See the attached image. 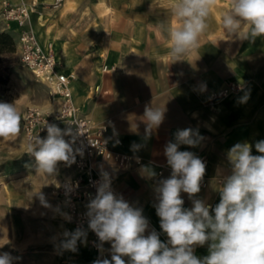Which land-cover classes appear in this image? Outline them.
Returning <instances> with one entry per match:
<instances>
[{
  "label": "crops",
  "instance_id": "0c3cea01",
  "mask_svg": "<svg viewBox=\"0 0 264 264\" xmlns=\"http://www.w3.org/2000/svg\"><path fill=\"white\" fill-rule=\"evenodd\" d=\"M26 1L37 4L34 29L39 41L44 46L53 43L60 71L75 76L72 91L76 105L95 124L111 119L107 133L111 147L142 159L141 164L125 171L111 162L100 161L99 166L111 167L116 189L131 206L142 210L149 221L148 231L154 229L161 241L167 242L156 214V188L171 175L164 149L168 142H175L178 130L191 128L202 137L195 147L180 145V151L209 159L206 186H200V192L191 199L181 192L183 207L191 209L193 199H199L211 212L220 202L223 178L231 174L228 151L237 143L247 142L252 146L251 154L260 155L255 144L264 140V37L243 42L237 35H228L222 16L230 0H217L219 15L210 14L197 48L176 61L169 54L167 31L175 23L172 13L162 9L148 13L141 7L146 4L144 0H136L137 7L120 14L123 24H108L100 34L94 28V13H75L82 4L91 3L94 9V0H66L61 8L53 7L55 0ZM80 17L88 20L89 26L77 25L83 20ZM0 30L13 35L20 57L21 29L15 22L6 26L0 16ZM96 34L102 39L94 40ZM207 48L213 49V57L206 54ZM104 64L111 69L104 71ZM20 76V70L14 71L12 82H18ZM229 81L240 82L244 88L210 103L211 93ZM60 103L59 98L46 93L37 106L54 112ZM146 105L164 109L163 122L150 131L144 120ZM60 170L67 178L72 177L74 163L59 162ZM58 213L65 216L62 211ZM208 251V244L194 247L198 258L207 256ZM74 255L76 264H89L95 253L87 248ZM124 259L127 262L128 258Z\"/></svg>",
  "mask_w": 264,
  "mask_h": 264
},
{
  "label": "clouds",
  "instance_id": "9594fccd",
  "mask_svg": "<svg viewBox=\"0 0 264 264\" xmlns=\"http://www.w3.org/2000/svg\"><path fill=\"white\" fill-rule=\"evenodd\" d=\"M216 4L217 0H169L175 21L167 30L169 54L176 61L197 48ZM222 27L241 39L264 37V0H230ZM163 119L164 109L145 106L144 120L149 131L159 127ZM20 120L14 103L0 101V138L17 135ZM45 128L47 136L33 138L30 154L35 158L37 172L52 176L58 162L70 165L75 155L72 143L64 139L70 130L48 123ZM200 139L191 128L178 130L175 142H168L164 149L172 172L156 188V214L167 242L161 241L154 229L148 231L149 221L142 210L115 195L110 178L102 174L86 215L101 249L104 242L111 243V259H97L93 264H264V140L255 144L260 155H252V146L247 142L237 143L228 151L231 174L223 178L220 202L210 212V206L199 199H193L191 209L184 208L181 198V192L190 199L200 192L206 165L194 153L180 151L179 147H195ZM40 198L43 200L42 194ZM64 235L62 246L76 251L77 241L84 242L86 233L77 228ZM205 244L208 255L198 258L194 247ZM0 264H11L9 254L0 255Z\"/></svg>",
  "mask_w": 264,
  "mask_h": 264
},
{
  "label": "rangeland",
  "instance_id": "374dc122",
  "mask_svg": "<svg viewBox=\"0 0 264 264\" xmlns=\"http://www.w3.org/2000/svg\"><path fill=\"white\" fill-rule=\"evenodd\" d=\"M5 1L14 4L24 2L32 6L33 12L27 27L35 31L34 15L37 4L28 3L26 0H18V2L2 0L0 16L6 26L10 23L1 14ZM65 2L66 0L58 5L54 2L53 7L61 8ZM144 2L146 4L141 7H145L148 13L159 12L160 9L162 12H171L169 3L165 0H144ZM137 6L136 0H94V9L91 3L82 4L75 13L82 12L86 15L94 13V28L100 34L108 28V24L109 26L113 23L123 24V21L119 22L120 14L128 13L131 8ZM219 12L217 6L211 11L215 16H218ZM82 19L76 24L89 26L90 22ZM72 23L75 24L74 21ZM211 27L213 29V22ZM99 34L95 35L94 40L102 39ZM245 40L243 39V42ZM48 45L54 48L53 43ZM212 50L207 48L206 54L213 57L215 53ZM105 66L107 64L102 66L103 70ZM16 70H20L21 76L18 82H12V75ZM2 76L8 77V81L0 82V101L14 103L21 120L17 135L7 139L0 138V255L9 254L11 264H61L63 259L73 253L62 246L66 239L64 235L67 226L66 217L56 213L55 191L59 183L67 177L61 174L63 173L61 170H56L52 176L37 172L35 158L30 154L31 143L24 136L22 118L29 105L43 103L46 93L50 95L49 88L45 83L38 81L29 68L23 66L17 52L3 63ZM230 82L236 81L225 84ZM58 165L59 162L57 167ZM40 194L43 195V200Z\"/></svg>",
  "mask_w": 264,
  "mask_h": 264
},
{
  "label": "built area",
  "instance_id": "2783aa9c",
  "mask_svg": "<svg viewBox=\"0 0 264 264\" xmlns=\"http://www.w3.org/2000/svg\"><path fill=\"white\" fill-rule=\"evenodd\" d=\"M64 0H55V5ZM1 10L3 18L11 23L15 22L21 29L19 37L20 60L23 66L29 68L38 81L45 83L51 96L60 99L61 103L57 110H48L33 105L23 114V132L25 139L32 143L33 138L47 136L46 123L61 125L62 130H70L71 134L64 139L72 143L75 155V174L62 180L57 189L56 203L58 208L67 210L65 233L74 232L77 228L85 233L87 244L83 245L77 241L76 251L78 254L83 249H90L95 253L89 264L97 259H111V243L104 242L102 249L99 238L88 227L87 205L95 197L97 186L106 173L111 181V190L118 197L122 194L116 189L115 177L110 166L100 167L99 162H111L113 167L125 171L142 163L139 156H134L121 150H114L107 137L109 125L112 120L95 124L94 121L76 105L72 91L73 74L60 71L57 55L51 45L44 46L39 41L36 32L27 27V22L33 12V7L24 2L11 3L5 1ZM104 70H108L105 66ZM244 86L238 82H230L218 87L209 97L210 103L228 98L240 92ZM117 145L122 146V141L117 140ZM78 150V151H77ZM199 157L206 165L209 159L205 155ZM206 172V171H205ZM207 179L204 175L200 186H206ZM61 264H76L75 258L68 256Z\"/></svg>",
  "mask_w": 264,
  "mask_h": 264
},
{
  "label": "trees",
  "instance_id": "16d2710c",
  "mask_svg": "<svg viewBox=\"0 0 264 264\" xmlns=\"http://www.w3.org/2000/svg\"><path fill=\"white\" fill-rule=\"evenodd\" d=\"M17 52V45L13 35L8 31L0 30V82L6 83L8 77L2 76L3 63Z\"/></svg>",
  "mask_w": 264,
  "mask_h": 264
},
{
  "label": "bare ground",
  "instance_id": "6f19581e",
  "mask_svg": "<svg viewBox=\"0 0 264 264\" xmlns=\"http://www.w3.org/2000/svg\"><path fill=\"white\" fill-rule=\"evenodd\" d=\"M71 74H73V73H71ZM74 75V74H73ZM57 213L59 212V211H62V212H64V214H65V217H67V210L65 209V208H58L57 207ZM84 242H81L83 245H86L87 244V240L85 239V237H83V239H82ZM76 254V253H75ZM70 256L72 257V258H75L74 256V253L73 254H70Z\"/></svg>",
  "mask_w": 264,
  "mask_h": 264
}]
</instances>
